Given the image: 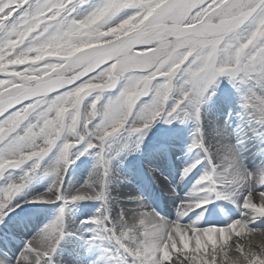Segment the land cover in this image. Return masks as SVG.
<instances>
[{
  "label": "snow or ice",
  "instance_id": "6c2138e0",
  "mask_svg": "<svg viewBox=\"0 0 264 264\" xmlns=\"http://www.w3.org/2000/svg\"><path fill=\"white\" fill-rule=\"evenodd\" d=\"M262 227L264 0H0V264H236Z\"/></svg>",
  "mask_w": 264,
  "mask_h": 264
},
{
  "label": "bare ground",
  "instance_id": "6f19581e",
  "mask_svg": "<svg viewBox=\"0 0 264 264\" xmlns=\"http://www.w3.org/2000/svg\"><path fill=\"white\" fill-rule=\"evenodd\" d=\"M165 192V191H164ZM165 197L167 199L166 205L161 206L163 209H168V206H172V198L170 194L166 191ZM169 212V209L168 211ZM240 244L244 246V251L247 252L249 250L252 251H264V227L258 229L255 233H245L242 234L241 237L237 238L236 236H232L229 240L228 247L232 250L230 251V257L232 260L236 261V264H240V258L238 252L235 250V245Z\"/></svg>",
  "mask_w": 264,
  "mask_h": 264
},
{
  "label": "rangeland",
  "instance_id": "374dc122",
  "mask_svg": "<svg viewBox=\"0 0 264 264\" xmlns=\"http://www.w3.org/2000/svg\"><path fill=\"white\" fill-rule=\"evenodd\" d=\"M156 191H157V193H158V198H159V203H160V206H165L166 204V201H167V199H166V197H165V190H162V189H160V188H157L156 189ZM165 191V192H164ZM172 206H168L167 205V207H168V209H169V212H171L172 211V208H173V204H171ZM168 209L166 208V209H164L166 212L168 211Z\"/></svg>",
  "mask_w": 264,
  "mask_h": 264
}]
</instances>
